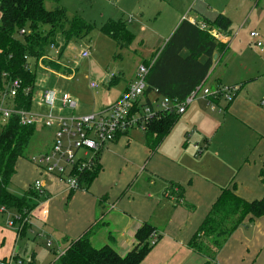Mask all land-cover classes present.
Instances as JSON below:
<instances>
[{
  "label": "crops",
  "instance_id": "obj_1",
  "mask_svg": "<svg viewBox=\"0 0 264 264\" xmlns=\"http://www.w3.org/2000/svg\"><path fill=\"white\" fill-rule=\"evenodd\" d=\"M215 17L210 18L204 13L194 17L183 15L180 22L188 18L202 28L205 18ZM227 17L232 21L230 35L211 28L219 31L216 39L226 44L225 50L219 56L217 54L207 79L196 89V96L159 145L150 146L145 130L140 125L134 126L120 133L115 141L99 152L100 171L92 181H83L77 190L70 189L55 175L42 172L38 166H35L38 170L32 168L33 182L24 181L15 190L7 187L11 194L22 198L29 190L33 191L34 181L39 178L43 181L45 194L40 199L31 196L30 201L35 207L24 232L17 220V210L0 207L3 218L0 222V259H21L20 254L24 253L20 239L37 234L43 237L47 248L34 246L27 251L26 257L30 255V260L33 258L38 263L49 260L50 264H55L71 242L87 232L95 247L109 244L125 255L134 248L137 231L149 223L160 237L140 264H264V216L251 220L246 218L219 249H215L213 236L199 234L200 226L223 189L230 188L247 201L264 199V92L254 98L256 86L245 85L246 81L258 78L261 70L248 64L251 50L244 45L236 44V56L227 58L237 39L236 32L234 34L236 25L241 29L245 27L244 21L234 23L230 15ZM263 24L258 20L259 28L250 33L259 30L264 45ZM174 28L170 30L171 35ZM171 35L154 56L160 53ZM250 38L255 44L257 39L251 35ZM258 52L264 53V50L261 48ZM261 59L264 61V55ZM234 60L240 65L234 63L237 69L232 65ZM220 63L224 64L226 74L217 77L215 86L231 88L229 97L227 94L216 96L211 90L209 94L204 93L211 88L207 81ZM59 66L62 68L60 63ZM138 69L113 103L126 91ZM112 75L111 84L118 83L120 76ZM231 77L236 82V85L232 84L234 87L227 82ZM58 92L60 95L66 91ZM230 94L232 98L227 100ZM164 97L156 89L152 90L147 96L152 104L149 107L155 112L163 110L159 103ZM144 99L142 96V102ZM75 100V109L63 108L60 111L62 103L58 99L57 115H77L80 103L77 98ZM68 110L74 113L64 114ZM43 129L51 135L45 153L52 145L53 130ZM22 169L24 171V166ZM19 173V168H16L12 179ZM171 191L180 192V197L170 194ZM197 234L195 242L198 247H193L191 243Z\"/></svg>",
  "mask_w": 264,
  "mask_h": 264
},
{
  "label": "trees",
  "instance_id": "obj_2",
  "mask_svg": "<svg viewBox=\"0 0 264 264\" xmlns=\"http://www.w3.org/2000/svg\"><path fill=\"white\" fill-rule=\"evenodd\" d=\"M46 1L60 0H0V94L11 82L20 81L17 94L8 101L16 109H32L35 75L29 69L28 57L42 62L48 60L47 49L55 44L58 32H62L68 41L72 37L84 36L92 28L80 16H74L68 21L64 8L47 9ZM67 21L68 27H65ZM204 22L209 29L217 28L225 35L231 34L232 21L224 14L214 19L205 18ZM42 25H48L50 29L43 32ZM209 29L201 28L200 24L184 18L160 53L144 61L148 67L145 76L147 87L143 94L145 102L140 100V106L152 105L147 96L154 89L163 96L182 102L202 85L214 65V55L219 56L226 48V44L212 36ZM102 31L112 36L118 47L128 46L134 37L122 20H109ZM48 61L53 63L52 60ZM53 65L56 69L61 68L55 62ZM180 115L176 111L161 110L149 117L143 127L147 143L152 147L159 145ZM0 123V207L16 209L21 220L29 219L35 207L30 201L31 196L40 199L42 195L29 190L21 198L11 194L7 187L16 173L17 160L27 156L26 149L38 127L22 125L17 115H12L6 121L0 118ZM100 169L97 159L91 169L81 172L80 188L83 181H92ZM170 194L180 197V192L171 191ZM211 209L200 226L199 234L213 236L215 249H219L246 218L251 220L264 216V199L247 201L232 189L225 188ZM21 220V231L24 232L28 224L27 220ZM153 234L154 227L145 223L136 233L134 248L122 255L109 244L95 247L87 232L73 240L55 264H140L155 245L151 244ZM194 238L191 245L198 247L195 242L198 234ZM30 264L37 262L32 258Z\"/></svg>",
  "mask_w": 264,
  "mask_h": 264
},
{
  "label": "rangeland",
  "instance_id": "obj_3",
  "mask_svg": "<svg viewBox=\"0 0 264 264\" xmlns=\"http://www.w3.org/2000/svg\"><path fill=\"white\" fill-rule=\"evenodd\" d=\"M45 5L49 10L56 7L64 8L68 21L74 16H80L91 24L92 28L84 36L72 37L68 41L62 32L56 34L55 47L49 46L46 55L47 59L55 60L62 65L59 70H56L57 67L53 65L54 61L53 63H49L48 60L42 62L31 56L28 57L29 69L35 75L32 100L34 112L47 111L46 108L39 107V94L44 88L71 93L80 103L79 111H76L77 115L95 114L111 105L122 92L126 82L137 71L141 61L145 59L142 61L144 63L154 56L157 49L164 44L163 41L171 35L172 27L176 28L181 17L183 15L194 17L203 13L210 18L219 13L230 15L234 23L239 20L241 23L244 21V29L239 28V25H236L234 29L237 39L233 47L229 49L227 58L236 56L234 53L238 52L236 44L248 47L251 50L250 57L247 59L248 64L257 66L261 73L258 78L246 81L245 85L256 86V90L251 88L254 90V98L260 97L264 92V61L261 59L264 53L258 52L261 48L264 50V45L257 48L256 42L254 44L250 38V31L259 28L257 21L264 23V0H60L59 2L46 1ZM109 20H122L127 24L134 35L128 46L118 47L112 36L102 31V27ZM68 21L65 27H68ZM49 29L48 25L41 26L43 32ZM258 32L261 33L259 30ZM238 41L241 43H237ZM84 51L89 53L86 57L82 56ZM236 60L232 62V65L237 69ZM223 63H220L207 81V85H211L208 89L213 93L217 90L215 86L217 77L223 73L226 74ZM110 74L120 76L118 83L111 84ZM70 75H73L72 78H68ZM92 82L98 83L99 88L92 89L90 86ZM227 82L230 87L236 85L234 77ZM231 98L232 95L227 100ZM57 105H60L59 102ZM5 106H12V102L6 103ZM53 112L57 114V109L55 108ZM70 112L73 110L65 111L64 114H70ZM50 142V133L42 127L38 128L26 149L27 156L17 160L16 168H19L20 173L9 183L10 189L19 188L24 181L33 182L32 168L37 166L33 158H38L39 154L46 151ZM23 166L24 171H22ZM34 174L36 175L35 169ZM1 220L3 218L0 215V222ZM20 241L24 253L20 254L22 263L14 259L11 264H30V255L26 257L27 251L34 246L47 248L43 237L37 234L26 235ZM37 264H50V261L37 262Z\"/></svg>",
  "mask_w": 264,
  "mask_h": 264
},
{
  "label": "built area",
  "instance_id": "obj_4",
  "mask_svg": "<svg viewBox=\"0 0 264 264\" xmlns=\"http://www.w3.org/2000/svg\"><path fill=\"white\" fill-rule=\"evenodd\" d=\"M202 28L209 29L206 25ZM219 31L209 29L210 34L215 38L219 36ZM250 35L257 39L258 46L263 45L257 31H252ZM50 47L55 46L52 44ZM88 54L84 51L82 56L86 57ZM138 70L134 80L115 103L100 112L88 115L61 116L54 114L53 110L56 108L58 99L62 103L60 111L63 108L75 109L77 102L69 93L65 92L59 95L58 91L50 88H44L39 94V105L45 106L48 109L47 113L5 106L10 99L15 97L20 88V81H13L0 94V118L2 121H6L12 115H17L22 125H35L38 128L53 130V142L49 151L40 154L33 160L42 172L55 175L64 181L70 189L77 190L80 187L79 174L95 165L101 150L115 141L120 133L126 132L134 126L140 125L143 128L149 117L154 114V110L149 106H140L141 97L147 87L145 76L148 67L142 64ZM90 86L97 89L99 84L92 82ZM216 89L214 93H211L216 96L227 94L229 97L231 88L224 86ZM204 93L209 94L210 90L206 89ZM196 94L195 90L182 102L164 97L159 106L163 110L182 114ZM262 104L264 105V102ZM135 108L139 110H135ZM33 190L39 195L45 194L42 179L38 178L34 181ZM17 220L20 221L21 216L18 215ZM26 220L27 218L21 221ZM157 241L158 237L155 233L152 236L151 244L154 245ZM12 260H14L13 257L6 260L0 259V264H11ZM17 261L22 263L20 259Z\"/></svg>",
  "mask_w": 264,
  "mask_h": 264
},
{
  "label": "water",
  "instance_id": "obj_5",
  "mask_svg": "<svg viewBox=\"0 0 264 264\" xmlns=\"http://www.w3.org/2000/svg\"><path fill=\"white\" fill-rule=\"evenodd\" d=\"M214 57H215L214 59H216L217 58V54H215Z\"/></svg>",
  "mask_w": 264,
  "mask_h": 264
}]
</instances>
